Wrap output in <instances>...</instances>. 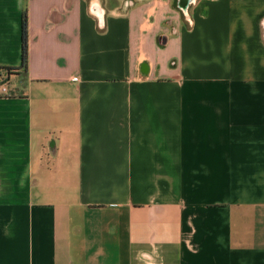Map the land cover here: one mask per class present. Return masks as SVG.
I'll use <instances>...</instances> for the list:
<instances>
[{
	"label": "crops",
	"instance_id": "crops-1",
	"mask_svg": "<svg viewBox=\"0 0 264 264\" xmlns=\"http://www.w3.org/2000/svg\"><path fill=\"white\" fill-rule=\"evenodd\" d=\"M6 2L0 264H264V0Z\"/></svg>",
	"mask_w": 264,
	"mask_h": 264
},
{
	"label": "rangeland",
	"instance_id": "rangeland-1",
	"mask_svg": "<svg viewBox=\"0 0 264 264\" xmlns=\"http://www.w3.org/2000/svg\"><path fill=\"white\" fill-rule=\"evenodd\" d=\"M11 5V6H9ZM24 10L17 12V34L14 35V13L11 3H3L0 6V14L6 16L0 24V81L7 82L8 74H12L20 67V21ZM20 16V20H19ZM7 61L6 63L4 61ZM8 60L10 61L8 63ZM15 61L16 63H14ZM6 64V65H5ZM9 64V65H8ZM16 64V66H13ZM21 76L13 75L12 81L8 83L10 88L21 87ZM19 128V127H18ZM23 134L22 132H19ZM24 135V134H23ZM8 148H6V151ZM23 139L18 140L16 159L9 160V153H5L0 159V200L11 199L21 200L24 198L25 189V164H24ZM12 158V157H11ZM15 161V163H13Z\"/></svg>",
	"mask_w": 264,
	"mask_h": 264
},
{
	"label": "trees",
	"instance_id": "trees-1",
	"mask_svg": "<svg viewBox=\"0 0 264 264\" xmlns=\"http://www.w3.org/2000/svg\"><path fill=\"white\" fill-rule=\"evenodd\" d=\"M28 58V32H27V16L24 11L21 14L20 21V67L18 70H26Z\"/></svg>",
	"mask_w": 264,
	"mask_h": 264
},
{
	"label": "built area",
	"instance_id": "built-area-1",
	"mask_svg": "<svg viewBox=\"0 0 264 264\" xmlns=\"http://www.w3.org/2000/svg\"><path fill=\"white\" fill-rule=\"evenodd\" d=\"M76 78H77L76 76L72 77V79H76ZM7 93H8V84L5 81L3 82L0 81V95H6Z\"/></svg>",
	"mask_w": 264,
	"mask_h": 264
}]
</instances>
